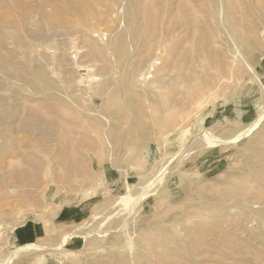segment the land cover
<instances>
[{"label": "rangeland", "instance_id": "1", "mask_svg": "<svg viewBox=\"0 0 264 264\" xmlns=\"http://www.w3.org/2000/svg\"><path fill=\"white\" fill-rule=\"evenodd\" d=\"M0 264H264V0H0Z\"/></svg>", "mask_w": 264, "mask_h": 264}]
</instances>
